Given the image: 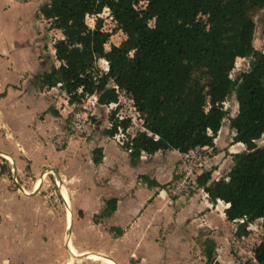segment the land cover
<instances>
[{"label":"trees","instance_id":"trees-1","mask_svg":"<svg viewBox=\"0 0 264 264\" xmlns=\"http://www.w3.org/2000/svg\"><path fill=\"white\" fill-rule=\"evenodd\" d=\"M105 7L115 23L112 30L124 33L118 44L109 40L111 31L101 27V19L94 26L86 22L87 15ZM262 8L264 0H49L39 11L62 33L55 43L59 64L38 75L37 86L60 84L69 102L79 101L94 90L93 62L104 57L109 67L103 80L117 84L143 115L144 129L136 131L129 146L123 145L130 147L133 163L141 152L213 144L227 117L244 149L235 153L224 176L209 181L206 171L198 175L197 186L210 202L229 203L224 209L228 220L262 218L264 227V146L256 144L264 134V50L253 44L250 15ZM237 57L247 58L248 65L232 75ZM230 94L237 102L232 116L223 106ZM117 98L109 87L105 102ZM109 121L111 126L103 131L108 136L118 124H129L128 118L118 120L115 110ZM92 157L94 163L101 161V147L92 149ZM116 206L117 197L105 199L101 214L110 215ZM110 229L122 233L119 227ZM206 245L210 259L213 245ZM255 254L264 264V241Z\"/></svg>","mask_w":264,"mask_h":264},{"label":"rangeland","instance_id":"rangeland-1","mask_svg":"<svg viewBox=\"0 0 264 264\" xmlns=\"http://www.w3.org/2000/svg\"><path fill=\"white\" fill-rule=\"evenodd\" d=\"M19 1L23 2L27 0ZM3 4L4 2L0 0V39H6L7 36L10 37L12 33L19 32V26H17L16 22L18 9L15 5L3 7ZM34 14L37 16L38 13L35 11ZM250 15L255 22L253 44L256 48L264 50V8L256 9L252 11ZM99 19H101V27L104 30L111 31L109 38L111 42L118 44L124 39V33H122L120 30H112L115 23L113 19H111L109 11L106 8H103L101 13L96 15L86 16V22L90 26H94ZM46 23L48 25L44 26L45 32L52 30L49 20H47ZM53 39L54 42H57L58 40L56 39L55 35L51 36V41ZM105 47H109V42L105 44ZM98 58L99 57H96L94 60L95 63L93 62V66L95 64L96 66L102 68L101 66H105V63L102 59ZM247 65V58L237 57L232 75H235L239 71L245 69ZM94 70L96 69L94 68ZM42 72H44V70L38 67L31 71L19 70L17 72V70H12L13 76H16V74L20 75V80L18 82L15 81L18 83L16 84L17 86H12H15L19 89L22 87V81L29 76L33 97L34 99L39 100V102L36 103L44 105L48 100L51 102L49 106L52 108V111L55 112L56 116H60V118H62V120L59 121V124L62 126L65 125V136L64 140L59 137L62 140L59 142H55L56 135L46 134H44L45 138L40 136L42 139H44V143L41 142V138H33L29 141L25 140L22 142L18 139V137L15 138L12 135L9 126L3 127L0 125V264H63L68 256L71 255L67 246V229L70 224L68 223V217L73 220L75 247L79 251H85L88 249L100 250L102 253L115 258L117 261L120 259L121 264H132L129 262L131 257H133L138 263L145 264H207L208 262V264H215L213 263V260L208 261L204 258H198L199 254H202L207 248L205 241V246H198L196 253V249L194 248V251H192L193 256L189 258L190 262L185 263L182 262V260L178 261L177 258H174V260L177 259V261H170L168 255L171 254L172 250L167 251L166 247L162 246L163 238L159 236V233L162 231L157 232L158 237L155 240L152 238H147V242L149 241L150 245H142L137 251H135L134 248L131 250V248L126 249L122 247L121 244H119V242L114 239L113 235H116V231L109 229L111 226L109 225L107 218H104L105 216H102L101 214L103 208L105 207V198H101L98 195L95 199L88 201L89 199L85 198L84 196V192H90L97 187L98 189L105 188L106 192H108V190L112 191L113 181L112 177H110L112 175L108 176L103 172L102 178L100 175L97 176L94 182L100 184L101 186H97L94 184V182H92L91 172L94 170L93 164L90 166L85 165L87 163V159L92 160L93 158V145L90 146L91 139H82L79 137L69 136L67 127L70 118L69 110L71 109V102L65 104L62 103L60 97L63 95L60 92L63 91L59 88V85L45 87L46 89L39 88L37 86V77ZM105 79L106 78L103 80V76L99 77L100 89L97 93L98 97L99 94L105 90V88L110 87L112 84L111 80ZM8 88H10L9 82H5L4 79H2L0 73V99L7 93ZM119 97L123 102V100L128 101L127 97H129V95L119 89ZM225 104L229 111V115H234L237 111V102L235 101L234 96L230 94L226 98ZM22 105L23 113L19 114L24 116L28 112V109H25L26 105L24 102ZM61 105L65 106L66 108L63 109ZM31 107L32 105H30L29 108ZM1 108L2 107L0 103V122L5 121L8 123L3 117L4 114ZM103 108L105 113L102 112L103 110L101 109L100 105H97L93 109L92 119L95 121V125L97 124V119L100 118L101 115L103 118L104 116H109V110H106L105 107ZM60 111L63 113H60ZM38 112L39 109H36L34 114L37 113L36 116H38ZM39 114H41L40 118H42L44 113ZM140 116L143 118L141 113ZM16 120H19L18 116L15 117V122ZM29 125H33L32 121L29 123ZM135 126L136 129H139L140 127L138 118ZM101 130V127H97V136L101 135ZM219 130L221 134L218 138L216 137L217 139L215 141V147L217 148L216 150H218V156H216V158L211 161L210 166H207L205 169V172L209 171L211 173V178L209 181L224 176L235 161V153L244 149V144L237 142L236 138L233 137V130L228 126L227 117L223 120L221 129ZM223 133H225V136ZM108 138L112 139V141L116 143L114 138L110 136ZM257 140H260L261 145L264 146V134ZM47 144H49L50 148L45 153L46 156L48 155V158L44 159L43 155L41 156L39 147L40 145L43 146ZM22 148H24L31 155H26ZM183 150L185 149L178 148L176 151L178 153V160L175 163H178L182 157ZM4 152H8L14 158L17 164V170L15 172L16 182L21 186L22 190L17 184H15L13 180L12 165L10 164L9 159L3 155ZM32 153L35 154V157ZM31 158L35 159V165H31ZM2 166H4V168ZM49 166L54 167L59 172L61 176V183L63 187H66L71 199L70 206L66 205V203H64V199H62L60 190L61 187L59 186L60 181L56 177L54 170H51L47 173L45 172V169ZM183 172L184 171H182V173ZM180 174L181 173L178 171L177 167V171H173L172 178L166 187V192L171 198L180 197L178 202H173V206L182 204L184 210H188L190 207H197V209L200 208V213H205L207 209L210 211L213 209L214 212L221 213L223 206L222 202H210L203 187H197L195 177L191 185L182 191L180 189L176 194H172L171 184L176 182ZM38 177L42 179L47 177L51 181L46 187L43 188L44 181L42 180V183L38 189H33V185L35 184ZM113 177L114 181L119 180H117L115 176ZM138 178L141 179L140 176H138ZM192 179L193 178L189 177L187 180L191 181ZM116 193L119 194V198H121L122 203H124V193L126 192H120L117 190ZM205 197H207L210 205H205V203L201 204V201L204 200ZM215 204L217 206H215ZM141 206H143V201ZM67 208H69L70 211H68ZM190 217L191 213H189L187 218ZM220 218H223V215H220L219 220H221ZM132 219L133 221L136 220L137 222L142 220L145 221V218H143L142 215H139V212L134 214ZM221 222H219V225L222 229V225H224L222 223L224 222ZM137 233L138 238L140 232ZM203 233L212 234L211 230L205 231ZM259 237L260 239L264 240V234L260 235ZM130 241L131 240H129V242ZM133 252H135L136 255H134ZM155 252L158 253L156 257L153 256ZM224 254L226 255L222 254L221 258L219 259V263H224L222 259L225 261L227 260L225 264L232 263L229 261L232 259L231 255L227 253ZM143 256H147L144 257L147 261L140 262L139 259H142ZM76 257L77 256L74 258L73 256L72 264H103L101 261H98L95 258L85 257L83 259H77Z\"/></svg>","mask_w":264,"mask_h":264},{"label":"crops","instance_id":"crops-1","mask_svg":"<svg viewBox=\"0 0 264 264\" xmlns=\"http://www.w3.org/2000/svg\"><path fill=\"white\" fill-rule=\"evenodd\" d=\"M1 1L4 2L3 7L10 5L16 6L18 9L16 22L17 26H19L18 33L14 32L10 37L7 36L6 39H0V73L2 79L10 84L7 93L0 99L1 110L4 114L3 117L8 122L7 127L9 126L12 135L15 138L18 137L22 142L25 140L29 141L33 138H41L40 136L45 138L44 134L56 135L55 142H59L57 141V138L60 139L59 137L64 140L65 125L62 126L59 124L62 118L56 116L55 112L52 111V108L49 106L51 103L49 100L44 105L36 103L39 100L33 97L29 76L22 81V87L19 89L12 86L18 84L15 81L18 82L20 80V75L16 74V76H13L12 70H17V72L19 70L31 71L38 67L47 71L53 65L57 66L59 64V61L55 58L54 44L56 42H54V39L51 41V36L55 35L56 39H60L62 35L58 30H53L54 28H52L53 31L49 30L45 32L44 26L48 25L46 23L47 19L42 17L39 12V7L48 3L49 0H27L23 2L19 0ZM35 11L38 13L37 16L34 14ZM55 88L58 89L57 87ZM60 93L63 95L60 97L62 103H68L69 101L64 91ZM23 102L26 105L25 109H28V112L24 116L19 114L23 113ZM30 105H32L31 108H29ZM62 107L63 109L66 108L65 106ZM36 109H39L38 116H36L37 113L34 114ZM101 109L105 113L103 106H101ZM39 113H44L42 118H40L41 114ZM60 113L63 112L60 111ZM16 116L19 117V120L15 122ZM107 117L104 116L103 118L101 115L97 119L95 132L90 137V146L93 145V148L96 146L101 147L102 159L98 164H94L91 159H87L85 165L90 166L93 164L94 170L91 172L92 178L90 177L92 182L99 175L102 178L103 172L108 176L112 175L110 177H112L113 189L112 191L108 190L106 192L105 188L98 189L97 187L90 192H84V196L89 199L88 201L95 199L98 195L105 199L117 197L116 209L110 215H102L105 216L104 218H107L110 226H116L122 229V233L113 235L114 239L122 247L126 249L131 248V250L134 248L137 251L142 245H150V242H147V238L155 240L158 237L157 232L162 231L159 233V236L163 238L162 246H165L167 251L172 250L171 254L168 255L170 261H177L178 259V261L182 260L185 263L190 262L189 258L193 256L192 251H194V248L196 249V253L198 246H205L204 241L206 244L212 242V257L207 259L204 250L202 254H199L198 258H204L208 261L213 260V263L220 264L219 259L222 254H229L228 236L219 225V222L227 221L224 207H222L221 213L214 212L213 209L211 211L207 209L205 213H200L199 211L201 210L200 208L197 209V207H190L188 210H184L182 204L173 206V202H178L180 197L171 198L166 192V187L172 178L173 171H176L177 163L175 162L178 160V153L176 152L178 149H158L152 154L141 152L139 159L133 163L129 158L128 152L114 143L112 139L108 138V135L103 133L104 129L107 128ZM31 121L33 125H29ZM97 127H101L102 129L101 135L99 136L96 134ZM220 134L221 132L218 133L217 138ZM223 135L225 136V133ZM41 142L44 143V139L41 138ZM39 148L41 156L43 155L44 159H47L48 155L46 156L45 153L50 148L49 144L40 145ZM27 155L31 154L27 152ZM33 156L35 157V154ZM31 159V165H35V159ZM140 175H146L148 178L143 181L138 178ZM113 176L119 180L114 181ZM94 184L101 186L96 182ZM117 190L126 192L124 193V203L119 198V194L116 193ZM206 199L207 197L201 201V204L205 203V205H210L208 199ZM142 201L143 206H141ZM215 206L217 205L215 204ZM138 212L139 215L145 218V221H133L132 216ZM189 213H191V217L187 218ZM220 215H223V218H220L221 220H219ZM209 230H211L212 234L203 233ZM137 232H140L138 238ZM74 234L72 224V246H75ZM129 240L131 241L129 242ZM88 250L97 253L101 252L100 250ZM84 253L83 251L82 254ZM133 254L136 255L135 252ZM157 255L158 253L155 252L153 256L156 257ZM144 257L147 256L139 259L140 262L147 261ZM174 258L177 259L174 260ZM131 259L135 260L131 257L129 260L130 263H132ZM115 261L121 264L120 259L119 261L115 259ZM222 261L225 264L227 260L222 259Z\"/></svg>","mask_w":264,"mask_h":264},{"label":"built area","instance_id":"built-area-1","mask_svg":"<svg viewBox=\"0 0 264 264\" xmlns=\"http://www.w3.org/2000/svg\"><path fill=\"white\" fill-rule=\"evenodd\" d=\"M106 8V7H105ZM108 10V8H106ZM105 63V66H96L94 64L96 79L94 90L90 93L84 94L79 101L70 103V118L68 122V133L69 136L79 137L82 139H89L95 132V121L92 119L93 109L99 105L98 100V90L99 88V77L103 76L108 71V61L104 57H99ZM101 61V60H100ZM95 63V62H94ZM60 86V84H57ZM118 95L116 101H111L104 105H100L109 110V115L113 110H115V117L118 120L128 118L129 124L123 128L120 124L117 125L116 131L110 137L116 140V143L119 146H122L125 143H128V146L131 144V139L139 129H144L143 118L140 116V113L136 106L133 103V100L130 97H127V100L121 101L119 97V87L117 84L113 83L110 85ZM225 101H223L224 108ZM128 108V109H127ZM109 118V116H108ZM137 118L140 122L139 129H136L135 124L137 123ZM111 126V122H108V126ZM220 130L213 136V144H206L201 146H195L190 150H183L182 157L176 165V171H180V176L176 182L171 184L172 194H176L180 189L184 190L186 187L191 185L198 175L205 172L207 166H210V163L213 159L218 156V150L215 148L216 137ZM210 133V131H209ZM233 137L236 138L237 142L238 133L233 131ZM57 141H62L57 138ZM130 151V147L125 149ZM182 171H184L182 173ZM193 178L191 181H188V178ZM227 178V177H226ZM198 187V186H197ZM206 196H208L207 192ZM218 202L220 199H217ZM227 203L225 202V205ZM229 205V203H228ZM227 205V206H228ZM225 206L224 209L227 207ZM227 219V218H226ZM262 218H257L253 221L246 222L245 217L235 218L233 220H228L224 222L222 230L228 236V252L231 255L232 259L229 260L232 263L229 264H261L259 263L256 254L255 247L263 239H260V235L264 234V227L262 226Z\"/></svg>","mask_w":264,"mask_h":264},{"label":"bare ground","instance_id":"bare-ground-1","mask_svg":"<svg viewBox=\"0 0 264 264\" xmlns=\"http://www.w3.org/2000/svg\"><path fill=\"white\" fill-rule=\"evenodd\" d=\"M0 125L3 126V127H7V123L5 121H1ZM23 152L27 155V151L25 149H23ZM4 156L7 157V159H9V161H10V164L13 165V163H14L13 157L8 152H5ZM42 180L44 181L43 188L46 187L51 181L47 177H45V179H42V178L38 177L36 182H35V184L33 185V189H38V187L42 183ZM61 192H62V196H63L66 204L68 206H70L71 205L70 196H69V194L67 192L66 187H63L62 183H61ZM220 201H222V204H223L222 207H225V206L228 205V202H226L227 204L225 205V201H223L221 199H220ZM68 223H70V217H68ZM67 246L69 247V250L71 251L72 254H74L75 256H82L83 251L77 250L76 247L70 245V243L68 241H67ZM84 252H86V254H87L86 257L87 258H95L98 261H101L103 264H117L116 261L112 257H109V256H107L104 253L99 252V254H100L99 255V254H96L95 252L90 251V250H87V251H84ZM72 262H73V256L71 257V255H69L68 258L63 262V264H72Z\"/></svg>","mask_w":264,"mask_h":264},{"label":"water","instance_id":"water-1","mask_svg":"<svg viewBox=\"0 0 264 264\" xmlns=\"http://www.w3.org/2000/svg\"><path fill=\"white\" fill-rule=\"evenodd\" d=\"M108 90H109V87H107V88H105V90L104 91H102L100 94H99V97H98V100H97V102H98V104L99 105H104L105 104V97H106V94H107V92H108ZM256 144H257V146L258 147H260V146H262L261 145V141L260 140H256ZM5 153V152H4ZM4 155V154H3ZM14 159V158H13ZM12 169H13V180H14V182H15V184H17L18 185V183L16 182V169H17V167H16V163H15V160H14V163H13V165H12ZM51 170H54V172H55V174H56V177L59 179V181H60V183H59V186L61 187V176H60V174H59V172L57 171V169H55L54 167H51V166H49V167H47L46 169H45V172L47 173V172H49V171H51ZM18 187L21 189V186L20 185H18ZM22 190V189H21ZM60 190H61V188H60ZM61 196H62V192H61ZM62 199H64L63 198V196H62ZM64 203H66L65 202V200H64ZM67 205V204H66ZM68 207V206H67ZM68 209V211H70V209L69 208H67ZM71 214H72V211H71ZM72 216V215H71ZM73 224V220L72 219H70V224H69V227H68V242L70 243V245H72V242H71V225ZM68 250H69V247H68ZM69 252H70V254H71V256H74V258H75V255L74 254H72L71 253V251L69 250ZM96 254H99V253H97V252H95ZM86 252L84 253V254H82V256H77L76 258L77 259H81V258H83V257H86ZM100 255V254H99ZM110 257V256H109ZM114 259V258H113ZM115 260V259H114ZM131 262L133 263V264H140V263H137L135 260H133V259H131ZM117 263V262H116ZM118 264V263H117Z\"/></svg>","mask_w":264,"mask_h":264}]
</instances>
